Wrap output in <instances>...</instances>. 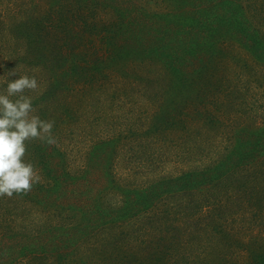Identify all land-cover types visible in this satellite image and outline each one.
Segmentation results:
<instances>
[{"label":"trees","instance_id":"16d2710c","mask_svg":"<svg viewBox=\"0 0 264 264\" xmlns=\"http://www.w3.org/2000/svg\"><path fill=\"white\" fill-rule=\"evenodd\" d=\"M25 74L57 143L0 264H264V0H0Z\"/></svg>","mask_w":264,"mask_h":264},{"label":"clouds","instance_id":"9594fccd","mask_svg":"<svg viewBox=\"0 0 264 264\" xmlns=\"http://www.w3.org/2000/svg\"><path fill=\"white\" fill-rule=\"evenodd\" d=\"M38 88L37 78L25 74L9 79L0 92V197L27 194L40 181L34 164L25 158L29 141L57 143L54 122L34 115L33 98L26 94Z\"/></svg>","mask_w":264,"mask_h":264}]
</instances>
